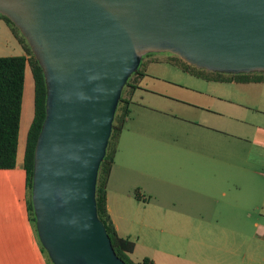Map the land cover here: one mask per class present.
<instances>
[{
  "label": "water",
  "instance_id": "obj_1",
  "mask_svg": "<svg viewBox=\"0 0 264 264\" xmlns=\"http://www.w3.org/2000/svg\"><path fill=\"white\" fill-rule=\"evenodd\" d=\"M44 69L33 204L54 264H127L97 208L123 89L144 55L214 72L264 71V0H0Z\"/></svg>",
  "mask_w": 264,
  "mask_h": 264
},
{
  "label": "crops",
  "instance_id": "obj_2",
  "mask_svg": "<svg viewBox=\"0 0 264 264\" xmlns=\"http://www.w3.org/2000/svg\"><path fill=\"white\" fill-rule=\"evenodd\" d=\"M1 22L0 57L26 55L11 28ZM164 60L169 58L149 55L143 69L147 62ZM28 75L33 78L29 67L25 88ZM209 82L227 85H216L201 102H191L203 113L197 123L201 127L186 140L204 148L186 151L194 180L186 200L162 202L161 176L154 169L162 160L156 150L161 142L143 130L156 124L143 122L134 130L126 126L121 134L108 183V210L119 235L136 242L131 254L136 262L264 264V82ZM23 112L24 97L17 164L0 169V264H51L28 208L23 163L33 119L28 127L26 117L22 133ZM209 143L216 151L207 152ZM209 176L215 177V186L207 185Z\"/></svg>",
  "mask_w": 264,
  "mask_h": 264
},
{
  "label": "trees",
  "instance_id": "obj_3",
  "mask_svg": "<svg viewBox=\"0 0 264 264\" xmlns=\"http://www.w3.org/2000/svg\"><path fill=\"white\" fill-rule=\"evenodd\" d=\"M0 18L11 28L26 51V55L0 57V169L15 168L17 164L25 77L26 70L29 67L34 79L35 108L34 118L28 131L23 165L27 173L28 208L37 232L36 215L32 198L33 175L35 149L47 114L48 87L44 69L25 36L9 17L0 13ZM152 53L143 56L138 70L129 77L123 89L113 122L112 135L109 140L106 156L100 166L97 183L96 198L99 217L106 226L117 255L125 260L127 264H153V261L145 258L142 262H136L131 258V254L136 248V242L129 237L120 236L116 229L108 210V183L119 150L121 134L126 128L131 115L133 96L136 90L142 88V81L147 76L146 71L143 69V61L145 57ZM169 60L176 63L184 71L209 81L264 82V71L239 74L214 72L190 65L174 54ZM50 263L54 264L52 261Z\"/></svg>",
  "mask_w": 264,
  "mask_h": 264
},
{
  "label": "rangeland",
  "instance_id": "obj_4",
  "mask_svg": "<svg viewBox=\"0 0 264 264\" xmlns=\"http://www.w3.org/2000/svg\"><path fill=\"white\" fill-rule=\"evenodd\" d=\"M0 18V35L4 33L1 29L3 23ZM170 52H153L151 57L170 59ZM148 76L142 81V88L136 90L131 105V115L127 128L134 130L141 126L143 122H153L156 125L144 128L158 139L161 144L156 149L162 153V160L158 161L154 169L160 173L161 179L158 187L162 192V202H171L173 200H186L190 194L186 192L187 187L193 185L190 170L185 159L186 151H197L204 148V145L195 141L187 142L201 127L199 116L202 110L191 105L196 98L201 102L205 98L204 93L215 92L216 82H209L197 76H194L176 63L170 60L147 62L144 66ZM34 113V81L28 75L25 96L24 112L21 124V131L24 133L25 121L28 116V127L33 119ZM205 129H203V135ZM166 144V145H164ZM207 152L216 151L213 144L206 146ZM229 179V177H226ZM215 177L209 176L207 185H216ZM225 185L230 184L228 180ZM169 194V195H168ZM216 199H220L215 192L209 193ZM213 201V198L208 199ZM51 261V260H50Z\"/></svg>",
  "mask_w": 264,
  "mask_h": 264
}]
</instances>
